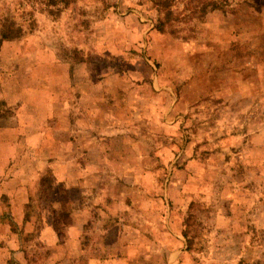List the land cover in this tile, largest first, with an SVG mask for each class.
<instances>
[{"label": "rangeland", "instance_id": "374dc122", "mask_svg": "<svg viewBox=\"0 0 264 264\" xmlns=\"http://www.w3.org/2000/svg\"><path fill=\"white\" fill-rule=\"evenodd\" d=\"M0 211V264H264V0H0Z\"/></svg>", "mask_w": 264, "mask_h": 264}, {"label": "crops", "instance_id": "0c3cea01", "mask_svg": "<svg viewBox=\"0 0 264 264\" xmlns=\"http://www.w3.org/2000/svg\"><path fill=\"white\" fill-rule=\"evenodd\" d=\"M41 109H42V107L35 106L34 111H33L34 114L35 115H37V114L43 115V113L40 111ZM26 111L27 110H25V112ZM39 174L40 173H38V175L36 176V179H38ZM0 213H1V211H0ZM3 217L4 216H2L0 214V219L2 218L1 220H3ZM85 225H86V223L83 224L81 222L74 224L73 227L69 228L70 229L69 230V236H70V238L73 239L74 245H76L75 249L78 251V253L82 254V253L90 250L89 253L86 254L89 256V264H136L137 263V259H135L136 257H133L132 254H130L129 256H126L122 252L120 255L113 257L112 255H100V252L96 249L94 250L92 248L93 246L91 247V245H90V248L88 249L89 244H90V243H88L89 241L83 242L84 234L86 233L85 232ZM12 231L8 230V233L10 234V236L13 235L12 237L17 242L18 239L20 240V238L18 236L14 235ZM86 248L88 249L87 251H86ZM103 249L106 250L105 247ZM174 256L177 257L178 255L175 254Z\"/></svg>", "mask_w": 264, "mask_h": 264}, {"label": "trees", "instance_id": "16d2710c", "mask_svg": "<svg viewBox=\"0 0 264 264\" xmlns=\"http://www.w3.org/2000/svg\"><path fill=\"white\" fill-rule=\"evenodd\" d=\"M10 31H11V29H10ZM1 34L3 35V38H5V39L14 37V34L10 35V34L7 33V29L6 30L5 29L1 30Z\"/></svg>", "mask_w": 264, "mask_h": 264}]
</instances>
